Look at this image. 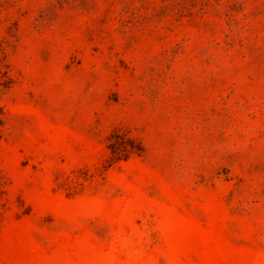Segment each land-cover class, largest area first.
<instances>
[{
  "label": "rangeland",
  "instance_id": "1",
  "mask_svg": "<svg viewBox=\"0 0 264 264\" xmlns=\"http://www.w3.org/2000/svg\"><path fill=\"white\" fill-rule=\"evenodd\" d=\"M0 264H264V0H0Z\"/></svg>",
  "mask_w": 264,
  "mask_h": 264
}]
</instances>
